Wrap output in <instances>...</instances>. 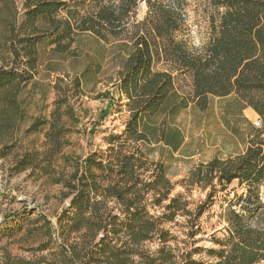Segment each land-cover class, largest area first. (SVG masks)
<instances>
[{
	"label": "trees",
	"instance_id": "1",
	"mask_svg": "<svg viewBox=\"0 0 264 264\" xmlns=\"http://www.w3.org/2000/svg\"><path fill=\"white\" fill-rule=\"evenodd\" d=\"M209 37L193 46L179 33L185 25L184 0H0V145L6 147L24 119L19 99L36 72L38 45L49 42L65 53L80 33L118 40L129 52L119 72L118 87L130 113L124 130L107 139L106 152L85 157L63 153L70 145L63 117L72 120L66 101L57 99L50 118H36L26 132L47 126L44 150L24 152L15 170H38L61 186L69 199L53 224L38 216L26 232L47 249L36 264H258L264 263V0H209ZM142 20H132L139 4ZM62 14V15H61ZM157 64L162 67L155 69ZM187 76L185 90L177 81ZM180 87V86H179ZM233 95L239 110L251 108L259 125L246 121L244 148L226 158L196 165L182 186L206 191L191 206L173 184L161 162L150 160L156 116L174 115L193 103L205 109L210 96ZM237 134L238 129L231 127ZM159 140L177 150L181 137L171 131ZM7 155L2 153L1 156ZM244 191L223 212L224 237L214 239L210 259L195 260L171 246L175 239L164 223L185 218L184 234L200 232L199 218L218 191L232 183ZM219 186V189L216 188ZM22 229V224L18 231ZM156 241L151 250L146 243ZM51 250V251H50Z\"/></svg>",
	"mask_w": 264,
	"mask_h": 264
},
{
	"label": "rangeland",
	"instance_id": "2",
	"mask_svg": "<svg viewBox=\"0 0 264 264\" xmlns=\"http://www.w3.org/2000/svg\"><path fill=\"white\" fill-rule=\"evenodd\" d=\"M184 1L185 25L179 35L188 44L200 46L208 40V17L213 8L209 0ZM145 14L146 6L141 2L132 20L140 21ZM128 52L129 47L120 41H103L91 33L78 34L65 53L54 51L47 41L38 45L36 72L19 95L24 119L13 137L6 141V147L0 145V264H36L47 255V249L39 250L40 237L35 239L26 230L40 215L56 224L69 202L62 197L61 186L51 184L38 170L28 168L16 172L17 156L33 150L43 151L45 147L47 126L37 132L26 130L36 118L48 120L55 101L60 99L66 101L61 110L69 105L74 117L72 120L63 117L65 127L70 129L66 135L70 145L64 147L63 153L83 158L94 151L106 152L107 139L124 130L130 115L127 100L118 87L119 72ZM161 67L157 64L155 69ZM188 84L187 76L177 81V87L183 90ZM244 119L254 124L258 116L251 108L240 111L236 98L231 95L210 96L205 109L191 103L174 115H159L149 121L157 131L150 136V144L142 148L150 160L164 165L166 176L173 184L170 195L182 194L191 202V208L205 199L206 191L198 187L186 189L182 181L200 163L215 156L226 158L241 152L245 145ZM231 127L238 129V133ZM171 131L181 137L177 150L158 139L159 133L164 132L165 137ZM2 153L7 155L1 156ZM243 191L236 181L226 190L218 191L199 218L200 232L193 238L184 234V217L177 216L174 221L164 223V228L175 238L171 246L179 254L189 252L192 259H210L208 250L218 248L214 239L224 237V209L235 194ZM259 194L264 203V184ZM21 224L22 229L18 231ZM145 247L155 250L158 243L151 241Z\"/></svg>",
	"mask_w": 264,
	"mask_h": 264
},
{
	"label": "built area",
	"instance_id": "3",
	"mask_svg": "<svg viewBox=\"0 0 264 264\" xmlns=\"http://www.w3.org/2000/svg\"><path fill=\"white\" fill-rule=\"evenodd\" d=\"M254 125H259V120L256 119V121L254 122Z\"/></svg>",
	"mask_w": 264,
	"mask_h": 264
},
{
	"label": "water",
	"instance_id": "4",
	"mask_svg": "<svg viewBox=\"0 0 264 264\" xmlns=\"http://www.w3.org/2000/svg\"><path fill=\"white\" fill-rule=\"evenodd\" d=\"M257 120H259V118Z\"/></svg>",
	"mask_w": 264,
	"mask_h": 264
},
{
	"label": "bare ground",
	"instance_id": "5",
	"mask_svg": "<svg viewBox=\"0 0 264 264\" xmlns=\"http://www.w3.org/2000/svg\"><path fill=\"white\" fill-rule=\"evenodd\" d=\"M253 111V110H252Z\"/></svg>",
	"mask_w": 264,
	"mask_h": 264
}]
</instances>
